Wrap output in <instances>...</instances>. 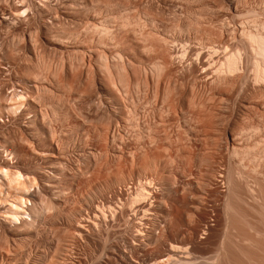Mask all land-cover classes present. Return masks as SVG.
I'll use <instances>...</instances> for the list:
<instances>
[{"label":"rangeland","instance_id":"374dc122","mask_svg":"<svg viewBox=\"0 0 264 264\" xmlns=\"http://www.w3.org/2000/svg\"><path fill=\"white\" fill-rule=\"evenodd\" d=\"M263 25L264 0H0V163L36 196L12 221L0 187V264H264Z\"/></svg>","mask_w":264,"mask_h":264},{"label":"bare ground","instance_id":"6f19581e","mask_svg":"<svg viewBox=\"0 0 264 264\" xmlns=\"http://www.w3.org/2000/svg\"><path fill=\"white\" fill-rule=\"evenodd\" d=\"M139 19V18H138ZM141 21V20H140ZM256 22V21H255ZM144 24H145V22H144ZM264 26V25H263ZM95 27V26H94ZM102 27H106V26H103L102 25ZM262 27V26H261ZM98 28H100L101 29V27H98ZM107 28V27H106ZM104 29V28H103ZM102 29V30H103ZM155 29V28H154ZM246 29V28H245ZM262 29V28H261ZM260 29V30H261ZM264 29V28H263ZM262 29V30H263ZM97 30V29H96ZM101 30V31H102ZM122 30V29H121ZM104 31V30H103ZM105 31H107V33H108V31H109V27L107 28V29H105ZM104 31V32H105ZM148 31V30H147ZM257 31V30H256ZM99 32H100V30H99ZM144 32V31H143ZM135 33V32H134ZM244 33H245V31H244ZM258 32H256V34H257ZM263 33V32H262ZM101 34V33H100ZM103 34V33H102ZM106 34V33H105ZM102 35V37L104 38V37H106V36H108V35ZM108 34H110V33H108ZM249 35L251 34V32H249L248 33ZM255 33L253 34V32H252V34H251V36H249V37H251V38H254V39H256L257 40V43H258V49H259V46H260V51L262 50L263 51V53H264V36H260L261 34H259V35H256ZM263 35V34H262ZM135 36H137V35H135ZM152 36V35H151ZM155 36V35H154ZM244 36V35H243ZM248 36V35H247ZM246 36V37H247ZM128 37V36H127ZM148 37V36H147ZM153 37V36H152ZM158 37V36H157ZM249 37H247V38H249ZM102 38V39H103ZM107 38V37H106ZM246 38V39H247ZM108 39V38H107ZM137 39V38H136ZM146 39V38H145ZM165 39V38H164ZM250 39V38H249ZM166 40V39H165ZM164 40V41H165ZM256 40H254V42H256ZM163 41V40H162ZM166 42V41H165ZM161 43V42H160ZM146 44V43H145ZM168 44V43H167ZM249 44V43H248ZM254 44V43H253ZM260 44V45H259ZM139 45V44H138ZM252 46V45H251ZM150 47V46H149ZM169 50V49H168ZM161 51V50H160ZM259 51V52H260ZM262 51H261V53H262ZM122 52V51H121ZM152 52V51H151ZM253 52V51H252ZM262 53V54H263ZM261 54V55H262ZM163 55V54H162ZM158 57V56H157ZM263 57V56H262ZM233 58V57H232ZM257 58V57H256ZM172 59V58H171ZM170 59V60H171ZM227 59H229V57L227 58ZM235 59V58H234ZM254 59V58H253ZM229 60H231L232 61V59H229ZM236 60V59H235ZM261 60H263L264 61V59H261ZM165 61V60H164ZM224 61V60H223ZM230 61V67L228 66V68H231V65H233L232 64V62L233 63H235V61L233 60L232 62ZM255 61V60H254ZM227 62V61H226ZM158 63V62H157ZM160 63V62H159ZM158 63V64H159ZM163 63V62H162ZM162 63H160V65L162 64ZM253 63V62H252ZM264 63V62H263ZM117 64V63H116ZM170 64V63H169ZM228 64V63H227ZM236 64V63H235ZM234 64V65H235ZM156 65V64H155ZM159 65V66H160ZM163 65V64H162ZM165 65H166V63H165ZM223 65V64H222ZM234 65H233V67H234ZM153 66H154V64H153ZM157 66V67H156ZM156 66H154V68L156 67V68H158V65H156ZM227 66V65H226ZM236 66V65H235ZM239 66V65H238ZM262 66V65H261ZM161 68H162V66H160ZM119 68H120V66H119ZM168 68V67H167ZM121 69V68H120ZM237 69V68H236ZM239 69V68H238ZM155 70V69H154ZM158 70V69H157ZM162 70V69H161ZM232 70V69H231ZM230 70V71H231ZM252 70V69H251ZM258 71V70H257ZM217 72V71H216ZM158 73V72H157ZM232 74V73H231ZM158 75V74H157ZM222 75V74H221ZM229 75V74H228ZM263 75V74H262ZM261 75V76H262ZM122 76V75H121ZM225 78V77H224ZM223 79V78H222ZM124 80V79H123ZM219 80H220V78H219ZM236 81V80H235ZM222 82V81H221ZM264 82V81H263ZM219 84V83H218ZM124 85V84H123ZM166 86V85H165ZM139 88V87H138ZM170 96V95H169ZM262 96H263V94H262ZM263 98V97H262ZM256 99V98H255ZM20 100V99H19ZM5 101V100H4ZM3 101V102H4ZM17 101V100H16ZM22 101V100H21ZM21 101H19L20 103H21ZM24 101V100H23ZM22 101V102H23ZM167 101V100H166ZM1 102V101H0ZM12 102V101H11ZM15 102V101H14ZM18 102V101H17ZM16 103V102H15ZM13 103V104H6V106H7V108H12V106H14V108H15V110L17 109L16 108V106H17V104H19V103ZM23 104V103H22ZM168 104V103H167ZM264 105V104H263ZM19 106H20V104H19ZM6 108V109H7ZM10 108V110H12ZM20 107H18V109H19ZM258 129V128H257ZM256 130V129H255ZM259 140V139H258ZM264 141V140H263ZM257 145V144H256ZM264 146V145H263ZM254 147V146H253ZM246 149V148H245ZM264 149V148H263ZM238 150V149H237ZM248 151H249V149H247V153H248ZM237 152V151H236ZM243 152H245V151H243ZM255 153V152H254ZM257 153V152H256ZM255 153V154H256ZM264 153V152H263ZM246 154V153H245ZM244 154V155H245ZM255 154H254V156H255ZM258 154V153H257ZM250 156V155H249ZM242 157H243V155H242ZM247 157V156H246ZM253 157V156H252ZM254 158V157H253ZM256 158V157H255ZM243 159V158H242ZM247 160V159H246ZM261 160V159H260ZM259 162V161H258ZM262 163V162H261ZM243 164V163H242ZM248 164V163H247ZM257 164V163H256ZM255 164V165H256ZM260 165V164H259ZM9 166H7L4 162H1L0 163V180H1V186L0 187H3L4 188V186H8V188L9 189H11L12 191L14 190V187L16 188H20L19 189V192H21L20 194H18V196H15L13 199H11L9 202H8V206L6 207V216H8L12 221L13 220H18L22 215L24 216V214H27V215H29L28 214V212L24 209V207H25V205L23 204V203H26L27 202V200L29 199L28 197L31 195V196H35V193L33 194V192H29L30 190H28V188L26 187V184H27V182L29 183V180H30V178H28V177H26V178H28L27 180V182L26 181H24L25 179L23 178V176L24 175H21V173H19V172H15V173H13V172H11V170L8 168ZM249 170V169H248ZM5 180V181H3V179ZM32 180H30V182H31ZM32 183V182H31ZM31 183H29L28 184V187L30 186L31 187ZM2 184H4V185H2ZM12 187H13V189H12ZM30 187H29V189H30ZM17 188H16V190H17ZM2 189V188H1ZM4 189H6V187L4 188ZM7 190V189H6ZM5 191V190H4ZM2 191H0V193H1ZM6 192V191H5ZM9 193V192H8ZM143 193V192H142ZM16 194V195H17ZM36 197V196H35ZM28 198V199H27ZM186 200H187V198H185ZM183 200V203H184V207L187 205V202H186V200ZM26 201V202H25ZM22 205H24V206H22ZM188 206V205H187ZM186 209V208H185ZM30 210V209H29ZM249 215V214H248ZM22 216V217H23ZM247 218V217H246ZM263 225V224H262ZM247 227V226H246ZM252 228V227H251ZM174 230V229H173ZM256 231V230H255ZM240 233V232H239ZM244 233H246V232H244ZM249 234V233H248ZM245 235V234H244ZM250 236V235H249ZM247 237V236H246ZM251 237V236H250ZM253 237H254V235H253ZM253 237H252V239H253ZM240 238V237H239ZM243 238V237H242ZM245 238V237H244ZM248 238V237H247ZM264 238V237H263ZM259 242V241H258ZM261 243V242H260ZM237 244V243H236ZM244 244V243H243ZM254 245V244H253ZM243 246V245H242ZM247 249V248H246ZM252 249H253V247H252ZM260 249V248H259ZM233 251V250H232ZM241 251H243V250H241ZM253 251V250H252ZM247 252V251H246ZM259 252V251H258ZM227 253V252H226ZM230 253V252H229ZM158 254V253H157ZM232 254V253H231ZM152 255V254H151ZM151 255H150V258H151ZM155 256H157L156 255V253L154 254ZM154 255H153V259H154ZM160 254H158V256H159ZM162 255V254H161ZM160 255V256H161ZM127 256V255H126ZM239 256V255H238ZM253 256V255H252ZM237 257V256H236ZM235 257V258H236ZM245 257V256H244ZM257 257V256H256ZM256 257H254V258H256ZM158 258V257H157ZM174 258V257H173ZM230 258V257H229ZM239 258V257H238ZM242 258V257H241ZM261 258H262V256H261ZM19 259V258H18ZM237 259V258H236ZM152 260V259H151ZM158 260V259H157ZM214 260V259H213ZM249 260V259H248ZM160 261V260H159ZM173 262V261H172ZM179 262V261H178ZM206 262V261H205ZM208 262V261H207ZM244 262V261H243ZM242 262V263H243ZM246 262V261H245ZM174 263V262H173ZM179 263H181V262H179ZM185 263V262H184ZM203 263V262H202ZM211 263V262H210ZM256 263V262H255ZM259 263V262H258ZM188 264V263H187ZM205 264V263H204ZM239 264V263H238Z\"/></svg>","mask_w":264,"mask_h":264}]
</instances>
